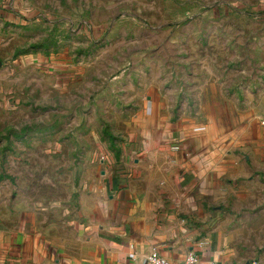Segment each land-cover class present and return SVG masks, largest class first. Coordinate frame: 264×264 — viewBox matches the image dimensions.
Wrapping results in <instances>:
<instances>
[{"label":"rangeland","instance_id":"374dc122","mask_svg":"<svg viewBox=\"0 0 264 264\" xmlns=\"http://www.w3.org/2000/svg\"><path fill=\"white\" fill-rule=\"evenodd\" d=\"M193 91L264 97V0H0V197L73 203L103 158L117 157L137 103L174 117L190 112L180 103ZM260 111L264 122V101ZM261 126L234 150L253 164L248 137H262L264 160ZM223 182L204 232H219L241 264H264V161Z\"/></svg>","mask_w":264,"mask_h":264},{"label":"crops","instance_id":"0c3cea01","mask_svg":"<svg viewBox=\"0 0 264 264\" xmlns=\"http://www.w3.org/2000/svg\"><path fill=\"white\" fill-rule=\"evenodd\" d=\"M190 94L189 105L180 103L190 112L174 117L157 102L137 103L116 142L117 159L108 153L73 203L0 197V264H151L152 254L181 264L189 252L197 264H241L219 232L204 231L220 216L223 178L263 170L262 137H248L258 146L254 164L234 151H245L246 131L263 130V93L246 92L241 101Z\"/></svg>","mask_w":264,"mask_h":264},{"label":"built area","instance_id":"2783aa9c","mask_svg":"<svg viewBox=\"0 0 264 264\" xmlns=\"http://www.w3.org/2000/svg\"><path fill=\"white\" fill-rule=\"evenodd\" d=\"M149 262L151 264H169L168 261H166L163 257L157 255V254H152L149 257ZM198 262V257L195 253L193 252H189L185 258L183 259V261L181 262V264H197Z\"/></svg>","mask_w":264,"mask_h":264},{"label":"water","instance_id":"95a60500","mask_svg":"<svg viewBox=\"0 0 264 264\" xmlns=\"http://www.w3.org/2000/svg\"><path fill=\"white\" fill-rule=\"evenodd\" d=\"M246 264H248V263H246Z\"/></svg>","mask_w":264,"mask_h":264}]
</instances>
